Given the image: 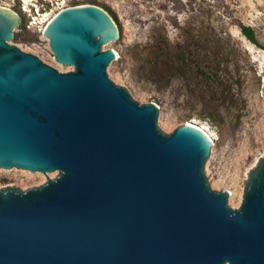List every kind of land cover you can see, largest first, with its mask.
Returning <instances> with one entry per match:
<instances>
[{"label": "water", "instance_id": "95a60500", "mask_svg": "<svg viewBox=\"0 0 264 264\" xmlns=\"http://www.w3.org/2000/svg\"><path fill=\"white\" fill-rule=\"evenodd\" d=\"M21 22L0 5V168L59 173L0 184V264H264V157L234 208L205 172L213 140L188 122L169 133L109 77L107 10L67 6L46 24L71 71L8 43Z\"/></svg>", "mask_w": 264, "mask_h": 264}, {"label": "rangeland", "instance_id": "374dc122", "mask_svg": "<svg viewBox=\"0 0 264 264\" xmlns=\"http://www.w3.org/2000/svg\"><path fill=\"white\" fill-rule=\"evenodd\" d=\"M76 3L98 5L117 18L119 38L103 45L119 52L107 67L114 82L136 101L155 103L169 133L194 121L214 136L204 167L208 181L229 191V204L240 207L246 178L264 157V49L250 42L239 24L253 27L264 47V0H31L26 10L23 0H0L22 20L8 43L59 70L74 69L55 60L49 39L29 28V21L39 9L43 27L48 13ZM194 35L212 56L208 65L217 73L212 78L201 76L197 63L175 58L181 48L196 45ZM26 171L31 172L0 168V184L30 188L59 173Z\"/></svg>", "mask_w": 264, "mask_h": 264}, {"label": "trees", "instance_id": "16d2710c", "mask_svg": "<svg viewBox=\"0 0 264 264\" xmlns=\"http://www.w3.org/2000/svg\"><path fill=\"white\" fill-rule=\"evenodd\" d=\"M79 4V3H76ZM114 19L117 21V18L115 16H113ZM239 28L241 33L253 44L257 45L258 47H262L264 49V47L262 45H260L255 31L253 29V27L249 26V25H244V24H239ZM194 44L192 48L187 47V48H181L176 54H175V58L178 59L179 61H191L193 63H197V71L198 73L201 74V76H204L206 78H212L214 75H216V71H214L213 67L209 66V59L212 58V56L207 53V52H203L200 48V39L198 38L197 35L193 36V39H191ZM155 46V45H154ZM153 56H155L156 58L158 57L156 51L154 50L152 52ZM174 56V55H173ZM208 59V60H206Z\"/></svg>", "mask_w": 264, "mask_h": 264}, {"label": "bare ground", "instance_id": "6f19581e", "mask_svg": "<svg viewBox=\"0 0 264 264\" xmlns=\"http://www.w3.org/2000/svg\"><path fill=\"white\" fill-rule=\"evenodd\" d=\"M30 1L31 0H23V2H24V6H23V9L24 10H26L27 9V6H28V4L30 3ZM7 7V6H6ZM65 8V7H64ZM63 9V8H62ZM60 11V10H59ZM58 12H54V13H52V14H50V13H48L46 16L48 17V18H44V25L43 26H45L53 17H54V15H56ZM45 39H48L47 37H45ZM115 51V50H114ZM116 53V57H119V52H115ZM71 70H73V68L72 67H69L68 68V70H64L63 69V71H71ZM188 123H190V124H192V125H195V126H197V127H199L200 129H202L212 140H213V142L215 141V138H214V136H212L204 127H202V126H200V125H198V124H196L197 122H194V121H187ZM26 172H28V171H26ZM28 173H30V174H32V175H42V176H45V174H43V173H39V172H37V173H31V172H28ZM57 175V173L56 172H54V173H50V178H54L55 176ZM232 192V191H231ZM232 194V193H231Z\"/></svg>", "mask_w": 264, "mask_h": 264}, {"label": "built area", "instance_id": "2783aa9c", "mask_svg": "<svg viewBox=\"0 0 264 264\" xmlns=\"http://www.w3.org/2000/svg\"><path fill=\"white\" fill-rule=\"evenodd\" d=\"M40 13H41V11H39V9H38L36 11V13L31 16V20L29 21V28L37 30V31L43 33L45 26H43V27L39 26L38 25L39 21H37V20H40L39 17H38L40 15ZM41 14H44V13H41Z\"/></svg>", "mask_w": 264, "mask_h": 264}]
</instances>
